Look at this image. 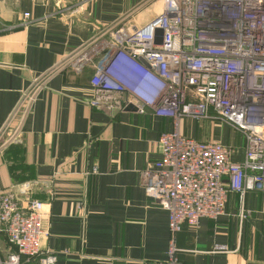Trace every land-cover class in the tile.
Segmentation results:
<instances>
[{"label": "crops", "instance_id": "obj_1", "mask_svg": "<svg viewBox=\"0 0 264 264\" xmlns=\"http://www.w3.org/2000/svg\"><path fill=\"white\" fill-rule=\"evenodd\" d=\"M162 10L163 0H0V131L34 80L69 63L45 76L15 117L19 141L0 151V191L45 204L41 247L55 264H167L171 245L183 264H264L262 193H230L217 220L172 232L168 212L146 196L143 173L160 160L159 138L173 122L150 109L108 114L87 104L96 63L80 65L87 45L115 25L140 29ZM202 122L185 120L179 131L244 160L239 133L210 121L196 133ZM13 253L0 235V264Z\"/></svg>", "mask_w": 264, "mask_h": 264}, {"label": "built area", "instance_id": "obj_2", "mask_svg": "<svg viewBox=\"0 0 264 264\" xmlns=\"http://www.w3.org/2000/svg\"><path fill=\"white\" fill-rule=\"evenodd\" d=\"M87 46L80 65L96 59L88 106L114 114L132 105L173 122L174 130L159 138L160 160L143 173L146 196L168 212L172 232L202 218L217 220L230 193L264 195V0H163L146 26H112ZM68 64L65 59L34 80L0 131V151L19 141L15 117L26 114L45 76ZM185 120L229 126L243 139L244 160L233 162L221 143L182 134ZM44 207L0 191V235L16 249L1 264H21L23 257L55 264L41 247L48 234ZM174 252L171 245L167 264H183Z\"/></svg>", "mask_w": 264, "mask_h": 264}, {"label": "water", "instance_id": "obj_3", "mask_svg": "<svg viewBox=\"0 0 264 264\" xmlns=\"http://www.w3.org/2000/svg\"><path fill=\"white\" fill-rule=\"evenodd\" d=\"M162 35L163 32L161 30H157L155 33L154 43L156 45H160L162 43ZM140 62L147 67L146 63L143 60H140ZM125 110L127 111H136V108L132 105L128 106Z\"/></svg>", "mask_w": 264, "mask_h": 264}, {"label": "rangeland", "instance_id": "obj_4", "mask_svg": "<svg viewBox=\"0 0 264 264\" xmlns=\"http://www.w3.org/2000/svg\"><path fill=\"white\" fill-rule=\"evenodd\" d=\"M192 122H193V120H192ZM202 123H205V124L202 125L198 130H197V128H198L199 126H196V129H195L196 133H201V134H203V133H207V132H208V128L211 127L210 124L207 123L206 121H205V122L203 121ZM207 126H208V128H207ZM220 127H221V126H220Z\"/></svg>", "mask_w": 264, "mask_h": 264}]
</instances>
